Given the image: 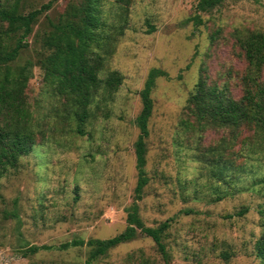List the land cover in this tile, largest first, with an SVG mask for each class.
<instances>
[{
	"label": "rangeland",
	"instance_id": "obj_1",
	"mask_svg": "<svg viewBox=\"0 0 264 264\" xmlns=\"http://www.w3.org/2000/svg\"><path fill=\"white\" fill-rule=\"evenodd\" d=\"M48 1L27 3L38 8ZM67 1L52 0L45 15L55 18ZM196 1L132 0L126 28L104 65L105 72L121 74L122 83L91 120L88 135L59 137L57 125L19 160L16 171L1 179L0 264H83L85 248L59 246L107 239L124 229L123 210L136 181L132 144L138 92L152 68L167 78H157L150 92L147 184L137 204L144 226L166 223L162 243L167 258L148 237L137 235L93 264H259L253 244L259 235L260 197L250 183L264 169L248 167L238 173L235 185L218 186L203 162L212 157L201 152L225 134L210 129L196 138L180 130L179 121L186 118V101L199 80L217 86L227 80L229 95L238 99L237 78L244 62L234 35L244 30L264 33V0H224L210 12L199 13L201 24L195 26L190 18ZM32 40L27 39L19 62L34 60L38 45ZM19 87L26 105L45 98L35 66ZM29 246L48 249L23 258L20 253Z\"/></svg>",
	"mask_w": 264,
	"mask_h": 264
},
{
	"label": "trees",
	"instance_id": "obj_2",
	"mask_svg": "<svg viewBox=\"0 0 264 264\" xmlns=\"http://www.w3.org/2000/svg\"><path fill=\"white\" fill-rule=\"evenodd\" d=\"M223 1L197 0L190 20L195 26L200 25L198 14L210 12ZM27 2L0 0V181L16 171L19 160L40 146L57 125L59 137L87 136L91 120L111 101L122 83L121 74L105 72L104 65L126 28L132 0H68L55 18L45 15L52 0L38 8ZM42 15L43 22L34 32ZM234 36L244 62L237 78L240 96L231 98L227 80L220 86L199 80L186 101V118L179 121L180 130L190 131L196 138L210 129L225 134L201 156L208 153L212 157L203 161L210 170V179L227 188L239 181L240 171H249L248 167L264 169V33L244 30ZM28 38L38 45L34 60L26 58L19 62L28 47ZM32 66L41 72L45 98L26 105L19 85ZM161 77L167 78V74L150 69L138 92L140 109L134 118L137 135L132 144L136 181L132 200L123 210L124 229L107 239L73 240L59 246L61 250L85 248L83 264H93L137 235L148 237L161 257L167 258L162 243L166 223L156 228L144 226L137 204L147 184L144 166L152 111L150 92L155 80ZM227 79H231L229 74ZM235 145L238 148L233 150ZM238 159L240 163L235 164ZM250 187L260 197L259 235L253 250L259 264H264V173L252 179ZM46 249L29 246L20 254L24 258Z\"/></svg>",
	"mask_w": 264,
	"mask_h": 264
}]
</instances>
